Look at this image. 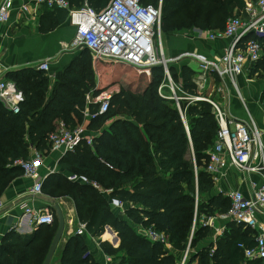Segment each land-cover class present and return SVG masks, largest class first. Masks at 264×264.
Returning <instances> with one entry per match:
<instances>
[{
	"label": "trees",
	"instance_id": "16d2710c",
	"mask_svg": "<svg viewBox=\"0 0 264 264\" xmlns=\"http://www.w3.org/2000/svg\"><path fill=\"white\" fill-rule=\"evenodd\" d=\"M84 1L100 11L110 0H68L72 7H81ZM158 2L141 0L142 5L153 7ZM242 5L243 0H162V29L172 33L220 30ZM66 17L64 11H52L45 20L53 29ZM255 40L264 48V39ZM79 54L78 60L55 76L51 88L46 74L36 67L11 72L3 78L22 92L23 102L17 115L0 104V190L22 175L19 168L11 167L14 161L27 159L31 148L42 153L49 150L47 139L56 129V121L76 127L86 109L85 96L100 92L89 51L81 49ZM122 66L129 67L113 65L116 70ZM168 68L177 95L201 96L216 103V99L197 92L195 73L188 66H182L180 75L171 64ZM134 72L138 75L135 81H122L127 80L112 97L108 112L91 121L89 130L101 129L113 112H122V116L139 118L151 146L144 144L134 124L115 121L93 139L92 148L82 143L59 163L71 174L97 183L100 191L88 184L69 183L61 175H51L44 181L43 192L51 189L52 194L70 196L90 237L100 238L106 227L116 232L120 240L118 249L105 252L114 258V264H180L178 254H186L184 264H262L246 260L238 247H252L257 235V231L242 225L229 223L214 243H202L210 232L200 223L202 218L216 217L230 207L226 197L212 195L214 183L204 171L208 151L213 148L219 130L212 106L183 100L178 108L173 100L159 97L157 89L167 84L161 66L151 68L149 75ZM255 74L264 77V57L249 76ZM211 78L213 84L220 85L215 76ZM163 91L169 93L166 87ZM111 199L126 206L127 221L111 208ZM137 226L164 234L170 249L147 241L137 233ZM56 228L55 216L51 226L37 227L29 237L22 238L11 231L0 246V264H43ZM59 264L98 263L88 253L84 235H74L68 238Z\"/></svg>",
	"mask_w": 264,
	"mask_h": 264
},
{
	"label": "built area",
	"instance_id": "2783aa9c",
	"mask_svg": "<svg viewBox=\"0 0 264 264\" xmlns=\"http://www.w3.org/2000/svg\"><path fill=\"white\" fill-rule=\"evenodd\" d=\"M13 1L0 0V38L2 27L8 23L13 12ZM32 1L34 7L45 6L51 10L64 11L67 14L68 23L74 28V38L71 42L73 49L88 50L95 64L107 61L127 65L140 72L161 66L167 84H162L158 88L159 97L165 98L163 88L166 87L169 91L168 99L173 100L178 108L179 102L183 100L207 102L212 106L219 130L213 148L208 151L204 171L210 176L214 185L225 175L228 168L245 175H254L260 182L251 185L250 197H244L239 191L226 193L220 191V194L230 201L229 209L216 217H204L200 223L204 227L214 229V239L224 233L225 226L229 223L257 231L252 247H245L242 244L238 247L243 250L246 260H257L264 264V225L259 223L256 216L258 214L264 216V143H262L261 132L248 111L246 112L247 122L231 123L221 107L209 98L177 95V88L173 85L168 68V65L172 63L185 62V65L195 73L194 84L198 93L210 85L212 76H215L220 83L228 81L231 90L243 102L237 78L248 74L264 57V48L255 40V38L264 39V0H247L240 16L229 18L223 29L199 33V38L210 42L230 40L222 56L209 59L196 52H187L173 60H166L161 42L156 43V34L161 25L162 0H159L157 7L142 5L141 0H110L100 11L88 6L86 1L79 8H73L68 0ZM22 11L28 12V6L24 5ZM248 36L251 38H247ZM36 70L47 72L48 62L40 63ZM215 88L217 93L225 94L222 86ZM106 89H101L96 95L89 93L85 96L86 109L83 112V119L93 121L108 112L111 99L116 92L113 89ZM22 102L23 94L15 84L0 79V104L3 108L17 115ZM90 107H92L91 110H89ZM186 131L188 133L187 127ZM85 133L86 130L82 126L70 128L60 122L48 136L49 151L66 155L74 152L82 143L92 148L94 138ZM43 159L42 152L31 148L27 159L16 160L11 165V167L19 168L22 176L31 181L29 195L35 199L43 193L45 179L40 173ZM67 181L88 184L94 189L101 190L97 183L90 182L85 177L71 175ZM104 193L107 194L106 191ZM110 205L125 211V205L118 200L112 199ZM3 207L0 202V210ZM23 210V217L27 218L29 224L35 228L51 226L54 223V214L50 209H33L23 206ZM216 223L224 225L221 228H215ZM85 231L86 224L79 222L75 235L83 236ZM137 233L152 244L169 246L167 237L151 228L138 226ZM185 256L182 264H184ZM103 264H114V261L111 257L103 256Z\"/></svg>",
	"mask_w": 264,
	"mask_h": 264
},
{
	"label": "crops",
	"instance_id": "0c3cea01",
	"mask_svg": "<svg viewBox=\"0 0 264 264\" xmlns=\"http://www.w3.org/2000/svg\"><path fill=\"white\" fill-rule=\"evenodd\" d=\"M13 2L14 8L10 19L1 29L0 79H3L5 75H8L11 72H18L25 68H37L40 63L47 61L49 64V70L44 73L49 80V87L51 88L54 84L55 76L68 68L74 60L79 59L80 49H73L71 45L74 38V28L68 23L67 17L65 21L56 25L53 29L50 28L49 23L45 20L46 15L52 11L59 10H51L45 6L34 7L32 0H14ZM24 5L28 6V12L22 11ZM73 8L79 7L74 6ZM41 28H47L48 31L43 32ZM201 32L202 31L200 30L192 29L191 31L172 33L168 36L164 45L163 42H161L165 59L173 60L187 52H196L209 59L222 56L226 48L229 46L230 40L225 39L210 42L199 38V33ZM89 60L95 83H97L100 80L101 66L95 64L90 54ZM184 65L185 62L171 64L173 68L177 71L179 70V75L181 74L180 70ZM249 75L250 72L237 78V85L243 102L237 98L235 93L231 90L228 81L224 83L219 82L220 85L215 86L217 88L222 86L225 89V94L217 93L215 88L213 96L214 99L217 100L216 103L226 113L227 119L231 121V123L247 122L248 118L246 112L248 111L258 130L261 132L262 143H264V102H262L264 100H261L262 95H264V77L261 78L258 74H255L253 77H250ZM180 82L181 81L179 80V83ZM213 87V79L210 78V85L205 87V89L207 88L210 90V88ZM240 87L242 88L241 90ZM107 89H113V91L116 92L117 88L111 86ZM118 92H116V94H118ZM168 95L169 93L163 95L165 97L164 99H168ZM118 120H125L126 122L134 124L137 127L138 135L144 144L151 146V142L144 131L139 118L133 116H122L121 118L105 120L101 129L97 130H89L91 121L85 119H82L81 122H76L75 126L84 127L86 130L85 134H90L93 138H96L100 136L103 129H108L113 122ZM60 122L63 121H56V127ZM43 154L44 159L40 173L45 180L51 175H61L65 179L71 175H75L59 166L60 161L67 154L62 155L60 152L49 150L44 151ZM259 182L258 177L254 175H245L232 168H228L225 175L214 185L212 195H220V191H222V193L239 191L244 197H250L252 193L251 185L259 184ZM79 184L83 185V183ZM31 186V181L25 179L22 175H19L11 179L6 187L0 190V202H2L4 206L3 209L0 210V246L6 235L11 231H14L19 237L25 238L31 236L36 230L37 227L35 228L31 226L28 219L23 217V206L33 209H50L55 217V212L52 207L57 205L63 215L65 226L62 238L55 250L50 264H59L67 240L69 237L75 235L78 223L80 222L75 203L68 195L59 196L58 193L52 194L51 189L44 191L42 196L35 199L29 195ZM111 208L118 217L127 221L125 211L118 210L112 206ZM126 209L127 208H125V210ZM9 216L13 217V223L11 226L7 225V218ZM256 216L259 223L264 225V216L260 214ZM223 225L224 224L222 223H216L215 228H221ZM105 230V235L103 234V237L101 236L99 239H93L86 231L84 234L85 238L89 236L88 238L90 239V242L87 241L86 245L88 247V245L90 246L91 244L90 248H88L91 249L93 260L98 264H103V256L111 257L114 261L112 256L102 253L101 248L98 247V245L101 246L102 243H107L106 239L116 235L114 230L110 227H106ZM214 235V229H210L209 237L204 241L205 243L203 242V246H207L211 242L213 243L218 237L217 236L214 239ZM104 236L106 237L105 239ZM117 241H120L118 237H116L115 240L113 239L114 244Z\"/></svg>",
	"mask_w": 264,
	"mask_h": 264
},
{
	"label": "rangeland",
	"instance_id": "374dc122",
	"mask_svg": "<svg viewBox=\"0 0 264 264\" xmlns=\"http://www.w3.org/2000/svg\"><path fill=\"white\" fill-rule=\"evenodd\" d=\"M246 1L247 0H243L242 9H243ZM242 9H240L239 11L234 10V12H233V14H232L231 17L240 16V14L242 13ZM188 31H191V30H188ZM171 34H172V32H165V31H163V29H162V23H161L159 32L157 31V34H156V43L158 44L159 41H160V42H163V45H164L165 42L168 39V36H170ZM80 51H81V49L79 50V52ZM113 65H115V64L114 63H109L107 61L104 62V65H101L100 80L97 82V88L99 90H101L103 88H108V87H111V86H115L117 88L116 89V92H118V91L120 92L121 89L123 88V84L126 83V81L128 80L127 78H129L130 81L132 82V81H135L136 76H138L134 72L135 69L132 68V67H126V66L123 67L122 66V67H119V70H116V68L113 67ZM148 72L149 71H146V73H148ZM137 73H141V72L138 71ZM124 79H127V80L123 83L122 81H124ZM127 85H128V83H127ZM217 85L218 84H214V87L217 86ZM214 87L213 88H210V90H208L207 88L205 90L204 89L203 90H200L199 93L201 92V94L203 93V95L206 94L207 97L214 98V96H213V94L215 93ZM133 89H134V87H133ZM241 89L242 88L240 87V90ZM163 94L164 95H167L165 92H163ZM122 115H123L122 112L119 113V112H116L115 111V112H113V115H112L113 117H111L110 119L121 118ZM191 161L194 162V158L192 156V153H191ZM105 232H106V230L104 229V233H103L104 235H105ZM115 234H116V232H115ZM88 237L89 236H87V238H85V242H87V241L90 242V239ZM102 237H103V235H102ZM116 237H118L117 234L116 235H113L112 237H110L108 239H106L107 240V243H102L101 246L98 245V247L101 248L102 253L107 254V253H105L106 251L107 252H110V251H113V250H117L118 249L119 244H120V241L119 242L117 241L115 244L113 243V239L115 240ZM105 238L106 237L104 236V239ZM93 239H95V238H93ZM90 246H91V244H90ZM90 246L88 245L89 248H90ZM88 247H87V251L90 254V256L92 257L91 249H89ZM164 247L165 248L168 247L167 249H170V245L169 246H164ZM181 256L182 255H179L178 254L179 260H181L180 261V264H182V261H183V258H184V257H181Z\"/></svg>",
	"mask_w": 264,
	"mask_h": 264
},
{
	"label": "water",
	"instance_id": "95a60500",
	"mask_svg": "<svg viewBox=\"0 0 264 264\" xmlns=\"http://www.w3.org/2000/svg\"><path fill=\"white\" fill-rule=\"evenodd\" d=\"M53 210L55 212V216H56V219H57V228H56V232H55V235L52 239V242H51V245L49 247V250H48V253L45 257V260H44V263L43 264H50L51 262V259L55 253V250L62 238V235H63V231H64V226H65V222H64V218H63V215L61 213V210L59 209V207L57 205H54L53 207ZM7 225L8 226H11L12 223H13V217L9 216L7 218Z\"/></svg>",
	"mask_w": 264,
	"mask_h": 264
}]
</instances>
